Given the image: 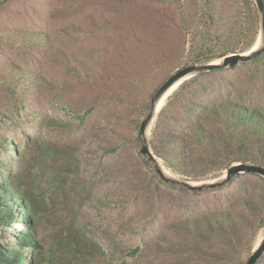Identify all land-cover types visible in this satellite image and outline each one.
<instances>
[{"label":"rangeland","instance_id":"rangeland-1","mask_svg":"<svg viewBox=\"0 0 264 264\" xmlns=\"http://www.w3.org/2000/svg\"><path fill=\"white\" fill-rule=\"evenodd\" d=\"M66 8L68 4L58 0H0V141L9 145L8 150L0 148V188L9 176L12 183L19 179L37 202L38 215L31 224L40 261L244 264L264 234L263 224L248 247L245 221L254 218L244 209L241 195L251 177L237 174L220 187L190 191L163 181L139 152V124L156 89L177 69L220 56L190 62L184 55L155 87L136 122L132 105L112 97L122 91L123 83L109 84L101 71L96 83L86 85L69 75L57 57L58 48L83 59L81 49L97 45L71 43V32L85 27L84 13L55 17L56 11ZM261 43L259 17L255 40L235 53ZM263 59L264 52L206 78L223 76L237 87H247L251 70L262 68ZM199 74L183 80L170 95ZM261 77L264 86V74ZM216 96V90H208L200 97L209 101ZM157 114L146 129L150 149ZM155 157L166 176L190 183L218 180L228 168L186 175ZM256 193L248 187L247 194ZM0 198L9 205L13 222L25 218L22 203L15 199L18 195L1 191ZM221 212L225 215L218 224ZM26 225L0 222L1 247L26 249L24 264L32 250L16 244L13 236L24 232ZM256 264H264V252Z\"/></svg>","mask_w":264,"mask_h":264},{"label":"trees","instance_id":"trees-1","mask_svg":"<svg viewBox=\"0 0 264 264\" xmlns=\"http://www.w3.org/2000/svg\"><path fill=\"white\" fill-rule=\"evenodd\" d=\"M58 1H65L68 8L56 11L57 18L84 13L85 27L71 32V43H97L81 49L83 59L57 48L56 55L67 73L75 75L76 80L83 79L86 85L96 83L101 71L109 84L123 83L122 91L112 93V97L132 105L137 111L136 122L155 87L184 55L187 61L199 62L235 53L240 47L250 45L259 30L253 0ZM32 37L37 38V34ZM261 67L251 70V80L243 89L223 76H218V80L206 78L222 69H211L183 83L168 96L157 114L150 142L153 154L171 169L196 176L234 162L264 165V86L261 84L264 62ZM208 90H216L217 96L203 101L200 96ZM85 112L88 114L90 108ZM0 148L8 150L9 145L0 141ZM246 175L251 177L249 186L257 192L250 196L249 186L242 187V204L254 218L252 221L246 217L245 221L249 247L257 229L264 224V177L255 173ZM9 178L2 181L0 193L18 195L15 199L22 203L25 218L14 222L27 224L24 232L13 238L16 244L32 250L25 264H44L45 260L42 263L38 258L39 245L33 236L35 225L31 224L38 215L37 202L30 191L21 188L19 179L12 183ZM10 210L0 198V222L14 223ZM223 215L225 212L216 217L218 224ZM1 243L0 264H24L26 249L2 248Z\"/></svg>","mask_w":264,"mask_h":264},{"label":"water","instance_id":"water-1","mask_svg":"<svg viewBox=\"0 0 264 264\" xmlns=\"http://www.w3.org/2000/svg\"><path fill=\"white\" fill-rule=\"evenodd\" d=\"M254 2L260 17V37L262 39V43L260 46L256 48H251L245 53H231L220 56L216 61L185 65L174 71L170 76H168L167 79L156 89L153 96L151 97L149 109L146 115L141 120L138 128V138L140 141L139 152L143 158H145L152 164L155 172L163 181L180 185L190 191H200L202 189H213L216 187H220L225 183H228L231 178H233L237 174L255 173L264 177L263 165L246 162H234L228 166V168L225 170L224 175H222L220 179L215 181L190 183L185 180L170 178L163 173L155 155L152 153L149 147V143L146 137L147 127L152 122L157 112L164 105L167 97L183 80L193 76L194 74L209 71L211 69L234 67L240 62L250 61L251 59L259 56L264 52V0H254ZM175 83H177L176 87L165 95L163 102L157 107V102L165 94V92ZM263 252L264 234L260 238L256 247L252 250L251 254L249 255L244 264H256Z\"/></svg>","mask_w":264,"mask_h":264},{"label":"bare ground","instance_id":"bare-ground-1","mask_svg":"<svg viewBox=\"0 0 264 264\" xmlns=\"http://www.w3.org/2000/svg\"><path fill=\"white\" fill-rule=\"evenodd\" d=\"M258 44V43H257ZM257 44L254 45L253 48H256L257 47ZM177 83L173 84L166 92L165 94L160 98V100L157 102V107L163 102L164 100V97L167 93H169L172 89H174L176 87Z\"/></svg>","mask_w":264,"mask_h":264}]
</instances>
